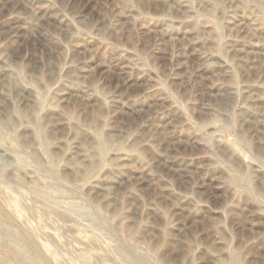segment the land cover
<instances>
[{
	"label": "rangeland",
	"instance_id": "374dc122",
	"mask_svg": "<svg viewBox=\"0 0 264 264\" xmlns=\"http://www.w3.org/2000/svg\"><path fill=\"white\" fill-rule=\"evenodd\" d=\"M0 264H264V0H0Z\"/></svg>",
	"mask_w": 264,
	"mask_h": 264
}]
</instances>
